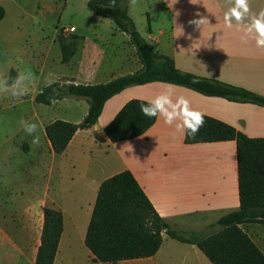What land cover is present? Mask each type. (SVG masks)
<instances>
[{"label":"crops","instance_id":"0c3cea01","mask_svg":"<svg viewBox=\"0 0 264 264\" xmlns=\"http://www.w3.org/2000/svg\"><path fill=\"white\" fill-rule=\"evenodd\" d=\"M8 1L0 0L5 12ZM139 2L144 5L140 23L133 14L135 6L130 4L129 16L140 34L154 44L157 52L173 59L178 70L264 98V47L257 46L255 33L247 32L252 16L264 11V0H249L248 18L242 25L233 21L232 28L225 26L224 13L234 0ZM197 12L208 18L209 25L197 29L188 23L198 18ZM67 30L77 39L76 53L69 64H62V55L58 58L61 69L55 83L101 85L142 68L129 37L119 32L112 21L97 16L94 23L80 31L77 27ZM169 86L205 116L234 127L248 138H264L262 106L207 97L171 84L150 83L130 87L110 99L98 123L78 131L67 150L57 155L46 137V127L58 120L82 123L88 104L72 98L54 101L50 106L35 102L46 109L48 121L40 143L33 145V137L26 133L31 140L26 151L16 146L23 160L0 174V264H36L45 208L58 210L64 216L54 264H104L95 260L85 239L101 185L125 171L133 174L158 214L180 233H215L221 218L239 210L235 141L186 145V135L177 132L175 125L165 124L163 118H157L144 136L133 140L113 144L106 136V127L128 102H147ZM74 109H81L77 120L70 116ZM37 120L41 121L39 116ZM7 151L5 148V155ZM241 228L264 254V225L250 223ZM118 264L212 263L197 246L165 236L154 257Z\"/></svg>","mask_w":264,"mask_h":264},{"label":"trees","instance_id":"16d2710c","mask_svg":"<svg viewBox=\"0 0 264 264\" xmlns=\"http://www.w3.org/2000/svg\"><path fill=\"white\" fill-rule=\"evenodd\" d=\"M129 2L116 0V6L110 7L111 0H90L87 7L96 16L115 22L117 30L129 37L142 68L101 85L68 87V82H56L44 87L35 98V102L43 106L70 98L88 104V113L82 123L58 120L46 127V137L57 155L67 150L78 131L91 129L98 123L110 99L134 86L165 83L207 97L264 107V98L255 93L178 70L173 59L157 52L140 34L129 16ZM5 15V9L0 6V23ZM76 40L75 37L66 42L59 37L62 64H69L74 57ZM144 102H128L106 127L105 133L111 143L144 136L155 125L157 118H148L140 111ZM229 141L237 145L240 208L217 222L215 227L219 231L189 236L178 232L158 214L133 174L125 171L107 179L100 187L85 239L95 260L118 264L152 258L167 236L182 244L197 246L212 264H264V254L241 228L250 223L264 225V138H248L234 127L208 116L195 137L185 136L186 145ZM63 230L62 212L45 208L42 244L36 264H54Z\"/></svg>","mask_w":264,"mask_h":264},{"label":"rangeland","instance_id":"374dc122","mask_svg":"<svg viewBox=\"0 0 264 264\" xmlns=\"http://www.w3.org/2000/svg\"><path fill=\"white\" fill-rule=\"evenodd\" d=\"M143 6L139 2L134 7L138 23ZM5 7L6 17L0 24V73L15 77L18 72L31 71L35 78L23 97L0 93V174L23 160L24 155L16 146L26 151L31 141L29 136L25 137L27 134L20 121L37 123L39 136L48 124L46 109L35 103L34 95L60 73L59 37L71 42L75 36L67 29L77 27L79 30L97 20L88 10L86 0H9ZM80 111L72 110L71 119L77 120ZM38 116L41 121L37 120Z\"/></svg>","mask_w":264,"mask_h":264},{"label":"clouds","instance_id":"9594fccd","mask_svg":"<svg viewBox=\"0 0 264 264\" xmlns=\"http://www.w3.org/2000/svg\"><path fill=\"white\" fill-rule=\"evenodd\" d=\"M136 4L137 0H130V6H135ZM115 6L116 0H111L110 7ZM249 13V0H234V5L224 13L225 26L232 28L233 21L238 25L244 24ZM177 14L179 15L178 12ZM195 16L198 18L188 21L190 25H194L197 29H201L204 25H209L207 17L202 16L199 12ZM247 32L250 34L255 33L257 46L264 47V11L252 16L251 22L247 25ZM34 78V74L31 71L18 72L15 77L7 73H0V93H7L12 97H23L28 94ZM53 83L55 81H49L47 86L50 87ZM68 87H80V84L78 81H70ZM57 95H59L58 91ZM140 111L148 118H163L165 124L175 125L177 132L191 137H195L205 124L204 113L193 109L188 98L176 94L171 86L159 92L147 102L141 103ZM20 123L24 131L33 137L32 144L38 146L40 143L38 124L25 120H21Z\"/></svg>","mask_w":264,"mask_h":264},{"label":"water","instance_id":"95a60500","mask_svg":"<svg viewBox=\"0 0 264 264\" xmlns=\"http://www.w3.org/2000/svg\"><path fill=\"white\" fill-rule=\"evenodd\" d=\"M112 24L115 26L116 24H115V22H113L112 21ZM151 46L153 47L154 46V44L153 43H151Z\"/></svg>","mask_w":264,"mask_h":264}]
</instances>
